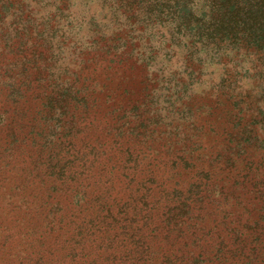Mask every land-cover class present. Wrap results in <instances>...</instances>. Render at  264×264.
<instances>
[{
	"label": "rangeland",
	"instance_id": "1",
	"mask_svg": "<svg viewBox=\"0 0 264 264\" xmlns=\"http://www.w3.org/2000/svg\"><path fill=\"white\" fill-rule=\"evenodd\" d=\"M107 7L0 0V264H141L143 238L145 264H264V145L229 154L218 83L231 68L188 29ZM256 62L234 74L258 105ZM182 197L196 216L184 242L162 228ZM142 204L137 242L115 240L111 219L97 230Z\"/></svg>",
	"mask_w": 264,
	"mask_h": 264
},
{
	"label": "trees",
	"instance_id": "2",
	"mask_svg": "<svg viewBox=\"0 0 264 264\" xmlns=\"http://www.w3.org/2000/svg\"><path fill=\"white\" fill-rule=\"evenodd\" d=\"M103 2L112 11L113 16L114 14L115 16L118 15L124 8L132 10L137 5L136 9L143 10V19L148 24L156 26L157 24L163 25L171 21L172 24L174 23L178 27L185 28V30L188 29L191 34L194 32L196 39L191 44L196 51L202 50L207 55L210 51H215L218 57L225 59V65L231 69L219 79L220 86L218 83V90L220 91V96L224 99L225 107H223L227 112V117L225 118H227L230 125L229 134L225 135V139L229 141L226 145H230L229 154H233V151L237 149L243 152L245 148H248V141L251 139L261 140L264 145V101H262L264 99V90L262 91L263 97L259 99V104L257 105L255 100L252 99L256 97L254 89L251 88L249 91L248 89L242 90V86H237V83L244 78L236 77L234 74L239 69L236 65H241L242 69H246H239L240 73H247L250 68L246 66V63L251 56L256 58L258 67L263 66L264 0H103ZM199 5L200 7L198 8ZM198 12H201L199 16ZM168 44L170 43L166 45ZM234 59H236L235 62ZM191 66H194V64H191ZM197 67L200 68V66ZM238 74L239 72H237ZM177 93L173 92V95L175 96ZM177 97L179 96L177 95ZM176 100L178 99H174V101ZM224 130H226V127ZM193 144L192 142L190 146L192 149H194ZM254 184L261 186L264 184V179ZM254 200L263 201L264 204V188H258ZM143 207V204L140 205V209L135 210L131 215L124 214L120 220L108 210V214L100 219L96 228L98 230L99 225H107L109 219H111L110 224L115 223L114 226L118 225L121 228L119 234L115 235V240L118 242L124 240L137 242L140 236L137 235L136 231L140 228H138L140 222L139 214L143 211ZM194 209L192 206L189 207L184 197H182L179 204H172L164 211L162 228L165 231L166 239L172 238L175 241L180 239V241L184 242L185 234L194 227L193 220L196 217L193 215ZM259 217L255 220V227L262 230L263 225H261L262 227L260 226L261 218ZM150 220L146 222V225L147 223H152ZM247 230L246 234L255 232L253 228ZM154 231H156L155 228H153L152 232ZM146 240V238H143L141 246L137 250L136 259L138 261L134 260L141 262V264L148 263L146 256L149 255L147 251L150 246L147 244L148 240L147 242ZM240 240L239 237H236L234 241L238 243ZM219 254L223 256L224 252L222 249H219L218 256ZM183 257L186 258V255L182 254L179 264H184ZM202 258L203 255L201 253L197 255V260ZM203 260L205 261L206 259ZM181 261L182 263H180ZM160 263L177 264L176 261L174 262L168 256H164ZM186 264H188V261ZM196 264L203 263L198 262Z\"/></svg>",
	"mask_w": 264,
	"mask_h": 264
}]
</instances>
